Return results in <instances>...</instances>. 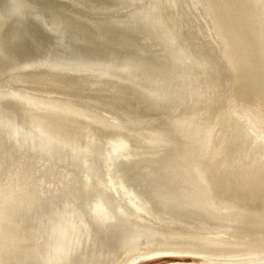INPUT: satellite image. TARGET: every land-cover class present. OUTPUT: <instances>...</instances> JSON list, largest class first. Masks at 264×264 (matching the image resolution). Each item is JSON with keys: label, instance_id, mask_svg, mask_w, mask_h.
<instances>
[{"label": "bare ground", "instance_id": "6f19581e", "mask_svg": "<svg viewBox=\"0 0 264 264\" xmlns=\"http://www.w3.org/2000/svg\"><path fill=\"white\" fill-rule=\"evenodd\" d=\"M74 1L0 0V264H264V0Z\"/></svg>", "mask_w": 264, "mask_h": 264}, {"label": "water", "instance_id": "95a60500", "mask_svg": "<svg viewBox=\"0 0 264 264\" xmlns=\"http://www.w3.org/2000/svg\"><path fill=\"white\" fill-rule=\"evenodd\" d=\"M57 1L69 5V7L72 8V9H74V10H76L75 8H73V6L75 5L74 4L75 2H76V4H78V3L81 4V5L84 4L83 1L82 2L81 1H74V0H57ZM77 7H78V10L77 11L79 13H83V15H93V14L95 15L96 12L99 13V11H104L105 10V9L99 10L98 7L94 6L92 9L88 10V11H92V13H89V12L85 11L84 8H82L80 5H77ZM80 8L83 9V10H81ZM106 9H107V11L109 10V8H106Z\"/></svg>", "mask_w": 264, "mask_h": 264}, {"label": "rangeland", "instance_id": "374dc122", "mask_svg": "<svg viewBox=\"0 0 264 264\" xmlns=\"http://www.w3.org/2000/svg\"><path fill=\"white\" fill-rule=\"evenodd\" d=\"M191 259L189 256H170V255H162V257H158V258H155V259H150V260H147V261H142V262H135L134 264H156V263H161V262H165L167 260H170V259Z\"/></svg>", "mask_w": 264, "mask_h": 264}]
</instances>
